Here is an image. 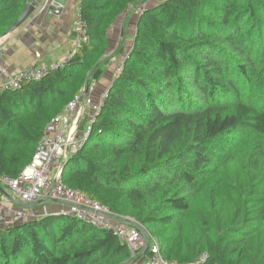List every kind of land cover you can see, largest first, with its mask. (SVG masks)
Here are the masks:
<instances>
[{
  "label": "trees",
  "instance_id": "1",
  "mask_svg": "<svg viewBox=\"0 0 264 264\" xmlns=\"http://www.w3.org/2000/svg\"><path fill=\"white\" fill-rule=\"evenodd\" d=\"M146 1L79 0L86 42L46 77L0 92V175L15 177L51 120L124 53L126 36L110 48L108 33L140 8L61 177L144 227L146 249L131 256L112 231L56 212L0 227V264H137L152 238L170 264L202 254L204 264H264V0ZM27 3L0 0V37Z\"/></svg>",
  "mask_w": 264,
  "mask_h": 264
},
{
  "label": "built area",
  "instance_id": "2",
  "mask_svg": "<svg viewBox=\"0 0 264 264\" xmlns=\"http://www.w3.org/2000/svg\"><path fill=\"white\" fill-rule=\"evenodd\" d=\"M36 0H28V2ZM77 13L73 22L72 48L68 51L63 61H52L50 64H39L28 68L10 70L8 64L0 65V92L2 90H17L23 82L40 80L48 75L51 70L62 67L69 61L81 44L87 40V24L81 16V8L77 7ZM45 12L48 15L59 17L63 13V4L59 0H41L36 2L34 10ZM141 11V10H139ZM6 35L0 37L3 39ZM122 68V63L116 69L117 74ZM92 86V83H91ZM87 87L81 89L79 94L71 99L64 110L55 116L44 131L36 151L32 155L31 162L26 165L15 177L0 175V186H5L10 194L21 204L20 207L6 215L4 209L8 207L9 197L0 194V223L12 225L26 219H37L32 205L39 200L59 201L66 204L68 209L60 212L77 216L95 225L110 230L121 242H125L131 256L141 253L147 244V233L144 227L130 217L117 218L111 210L87 196L78 189L66 186L61 177V167L66 158L76 153L82 141L90 131V122L100 112L103 99L107 91L101 94L95 102L87 94ZM90 111L84 128L79 126V121L84 118L86 110ZM59 168L56 169V165ZM130 221H134L133 226ZM129 223V224H128ZM131 224V225H130ZM149 255L145 264H170L159 253L158 242L152 238ZM195 264H204L206 254L199 257Z\"/></svg>",
  "mask_w": 264,
  "mask_h": 264
},
{
  "label": "crops",
  "instance_id": "3",
  "mask_svg": "<svg viewBox=\"0 0 264 264\" xmlns=\"http://www.w3.org/2000/svg\"><path fill=\"white\" fill-rule=\"evenodd\" d=\"M41 0H36L39 2ZM63 4V13L59 17L48 15L45 12H40L38 9L22 22L16 31L7 34L6 37L0 39V65L8 64L10 70L28 68L39 64H50L52 61H63L68 51L72 48L73 39V22L77 13L79 0H59ZM147 0V3L149 4ZM156 0H153L155 3ZM157 3V2H156ZM145 6V5H144ZM134 10V9H133ZM131 11V10H130ZM129 11L115 23L109 33L108 41L110 48L118 46L124 36V21L129 16ZM137 14L133 16L137 18ZM135 32V30H134ZM133 32V34H134ZM130 35V37L133 36ZM131 40H125L124 53L118 56H112L111 61L106 65L105 71L102 73L97 85L92 83L87 86V94L93 101H97L101 94L110 85L117 66L125 58L126 51L130 47ZM0 194L9 197L8 207L4 209L6 215L11 214V211L20 207L21 204L10 194V191L5 186H0ZM44 202L38 205H33L32 210L37 216L44 214H55L60 210L68 209L66 204L59 201L43 200ZM36 204V203H35ZM24 220V219H23ZM21 220L20 223L23 221ZM19 223V222H17ZM16 224V223H14ZM0 227H5L0 223ZM145 264V261L133 263Z\"/></svg>",
  "mask_w": 264,
  "mask_h": 264
},
{
  "label": "rangeland",
  "instance_id": "4",
  "mask_svg": "<svg viewBox=\"0 0 264 264\" xmlns=\"http://www.w3.org/2000/svg\"><path fill=\"white\" fill-rule=\"evenodd\" d=\"M161 1H163V0H156L155 1V3L157 2H161ZM154 2H153V0H151V1H149V4L147 3V1L146 2H144V4H142L143 6L144 5H148V6H150L151 7V5H153V4H155ZM141 5V6H142ZM139 10H140V8L137 10V9H134V10H131V11H129L128 13H129V16L127 17V19L124 21V23H125V25H124V34L126 35V40H129L130 41V39H131V37H130V35H132L133 34V32H134V30H135V25H136V19H134L133 18V16H135V14L136 13H138L139 12ZM108 54H109V52H108ZM111 55V54H110ZM105 56V55H104ZM122 63V62H121ZM121 63L119 64V65H121ZM119 65L117 66V68L119 67ZM116 68V69H117ZM116 69H115V71H114V74L115 75H118L117 74V72H116ZM103 78V77H102ZM102 80V79H101ZM100 80V81H101ZM87 86H89V85H85V87H82L81 89H85ZM90 114V111L87 109L86 110V112H85V115H84V118L81 120V121H79V124L82 126L84 123H85V121H86V119H87V117H88V115ZM82 123V124H81ZM79 125V126H80ZM84 126V125H83ZM229 146H231V144L230 143H228V145L226 146V147H229ZM59 164L58 165H56V169H58L59 167ZM130 223L133 225V226H136V223L134 222V221H130ZM129 224V223H128ZM130 224V225H131ZM149 237V236H148ZM150 239V238H149Z\"/></svg>",
  "mask_w": 264,
  "mask_h": 264
},
{
  "label": "water",
  "instance_id": "5",
  "mask_svg": "<svg viewBox=\"0 0 264 264\" xmlns=\"http://www.w3.org/2000/svg\"><path fill=\"white\" fill-rule=\"evenodd\" d=\"M35 6H36V2H34V1L28 2L26 7L24 8V10L19 14V16L16 18L15 22L11 25V27L8 29V31L4 35L10 34V33L14 32V31H16V29L19 27V25L22 22H24L33 13ZM146 246H147V244L145 245L143 250H141V253L139 254V257L143 254L144 250L146 249Z\"/></svg>",
  "mask_w": 264,
  "mask_h": 264
}]
</instances>
